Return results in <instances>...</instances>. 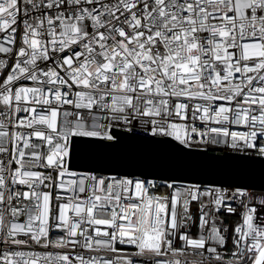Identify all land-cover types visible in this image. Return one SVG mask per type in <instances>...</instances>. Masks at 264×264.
Instances as JSON below:
<instances>
[{
	"label": "snow or ice",
	"instance_id": "1",
	"mask_svg": "<svg viewBox=\"0 0 264 264\" xmlns=\"http://www.w3.org/2000/svg\"><path fill=\"white\" fill-rule=\"evenodd\" d=\"M132 142L264 169V0H0V264H264V179Z\"/></svg>",
	"mask_w": 264,
	"mask_h": 264
},
{
	"label": "water",
	"instance_id": "2",
	"mask_svg": "<svg viewBox=\"0 0 264 264\" xmlns=\"http://www.w3.org/2000/svg\"><path fill=\"white\" fill-rule=\"evenodd\" d=\"M223 157V153H213ZM131 156L133 163L126 166L106 164L110 174L125 171L141 172L149 171L152 175L176 174L186 181L209 180H251L259 183L264 179V169L258 162L236 161L224 159L223 163L213 166L211 170L203 171L187 164L181 157L174 154L171 149L147 145L140 142H132L125 146L121 157ZM77 170H83L98 166L97 159L93 156H81L72 165Z\"/></svg>",
	"mask_w": 264,
	"mask_h": 264
},
{
	"label": "built area",
	"instance_id": "3",
	"mask_svg": "<svg viewBox=\"0 0 264 264\" xmlns=\"http://www.w3.org/2000/svg\"><path fill=\"white\" fill-rule=\"evenodd\" d=\"M233 130H238V129L234 128ZM34 142L39 143L38 141H34ZM28 151H31V149H29ZM26 167H31V165H26ZM223 219H224L225 224H232V223L236 222L237 218L236 217H232L231 219H229L228 216H224ZM37 250L38 251H45L44 249H37Z\"/></svg>",
	"mask_w": 264,
	"mask_h": 264
}]
</instances>
